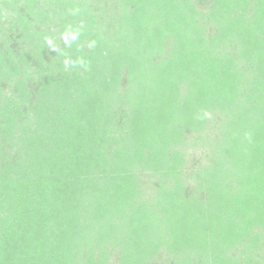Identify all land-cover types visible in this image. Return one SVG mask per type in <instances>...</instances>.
Returning <instances> with one entry per match:
<instances>
[{
    "label": "trees",
    "instance_id": "obj_1",
    "mask_svg": "<svg viewBox=\"0 0 264 264\" xmlns=\"http://www.w3.org/2000/svg\"><path fill=\"white\" fill-rule=\"evenodd\" d=\"M0 264H264V0H0Z\"/></svg>",
    "mask_w": 264,
    "mask_h": 264
},
{
    "label": "rangeland",
    "instance_id": "obj_2",
    "mask_svg": "<svg viewBox=\"0 0 264 264\" xmlns=\"http://www.w3.org/2000/svg\"><path fill=\"white\" fill-rule=\"evenodd\" d=\"M201 151L196 150V149H192L191 151H189V156L191 159H193L192 163L194 162V160H198V158L200 157V153Z\"/></svg>",
    "mask_w": 264,
    "mask_h": 264
}]
</instances>
